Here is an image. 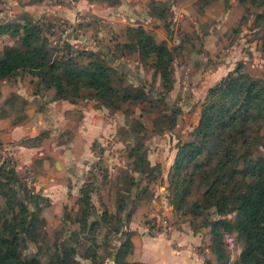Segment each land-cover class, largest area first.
Here are the masks:
<instances>
[{"label": "rangeland", "instance_id": "obj_1", "mask_svg": "<svg viewBox=\"0 0 264 264\" xmlns=\"http://www.w3.org/2000/svg\"><path fill=\"white\" fill-rule=\"evenodd\" d=\"M17 1L0 0V59L11 50L35 52L43 78L61 90L29 70L0 82V236L13 229L21 258L39 264L119 263L131 250L130 222L140 206L155 233L186 239L192 262L196 255L201 264H260L264 0H139L164 21L160 49L136 27L122 44L116 24L93 40L116 42L99 53L86 48L85 36L97 35L86 34L85 18L39 24ZM23 19L26 43L17 27L3 28ZM156 54L164 55L161 65ZM90 61L106 78L80 74ZM223 79L230 84L209 103L208 90ZM183 145L190 146L176 163ZM247 207L258 211L252 241L235 229ZM226 234L236 237L232 250Z\"/></svg>", "mask_w": 264, "mask_h": 264}, {"label": "crops", "instance_id": "obj_2", "mask_svg": "<svg viewBox=\"0 0 264 264\" xmlns=\"http://www.w3.org/2000/svg\"><path fill=\"white\" fill-rule=\"evenodd\" d=\"M159 2L161 0H151ZM139 0H120L122 6L115 4H109L106 0H77L75 5L68 4H52L50 0H18L20 12L27 18L37 17V21L41 24L43 21L59 22L68 21L72 23L75 18H85V25L87 27V35H97L96 37L85 36L86 48L94 49L99 53L103 51L104 46L115 44V41L109 42L108 40L93 42L94 39L102 38L105 27L115 26L120 24L119 39L122 44H127V33L132 32L134 28L141 27L147 34H149L156 44H160L166 41L167 33L164 25V21L160 18H156L152 13L144 10L139 4ZM16 3V2H15ZM137 6V12L133 7ZM119 8H118V7ZM91 19V21H89ZM120 20V21H119ZM119 21V23H117ZM19 23L23 24V20H19ZM2 24V23H1ZM94 29V30H93ZM115 27L113 31L114 34ZM88 49V48H87ZM127 57V56H126ZM120 59H125L122 54ZM137 63V62H135ZM5 81L0 80V82ZM13 91H16V87L13 85ZM4 119L0 117V128L4 123ZM163 170H169V167L162 168ZM140 206L137 207L130 222V229L134 232L131 238V250L126 254L124 258V264H201L196 262V255L193 262L187 259V249L184 246L185 240L179 235H171L167 237L163 233H155V229L148 223L141 221L142 210ZM151 215L144 217V220H149ZM143 220V219H142ZM193 238V244L196 239L200 243V239ZM192 242V241H190ZM190 244V243H189ZM194 246V245H193ZM197 260L199 258L197 257ZM115 264V263H106Z\"/></svg>", "mask_w": 264, "mask_h": 264}, {"label": "trees", "instance_id": "obj_3", "mask_svg": "<svg viewBox=\"0 0 264 264\" xmlns=\"http://www.w3.org/2000/svg\"><path fill=\"white\" fill-rule=\"evenodd\" d=\"M28 19V18H27ZM27 19H23V24L21 23H17V24H8L5 25V29H9V28H15L17 27L20 31H22L24 33V39H23V43H26L27 41V31H28V20ZM39 25H37L36 29H33L34 31L37 30V32L39 31L40 27H38ZM135 34H137L139 36V38H146V41H149V44H151V46L157 50L160 49V44H156L154 42V40L152 39V37H150L141 27L136 28V32ZM139 42H141V39H139ZM139 47V46H138ZM142 48H144V46H142ZM139 51L141 52V48H139ZM34 54H32L31 56L28 57L27 52H22V51H17V50H11L7 53V56H5L3 59H0V80L6 79L7 77L13 76L17 73L18 70H29L30 74H34L36 75L38 78L41 79V81L47 85L48 87H55V91L56 93H58L59 90H61V87L58 86L54 79L51 78V80L46 81L43 78V75L48 74L47 71L43 70V66H42V62L41 61H35V57H36V53L33 52ZM164 55H160V54H156L155 56V60H156V64L161 65L163 63L162 58ZM71 59V56L67 57V60ZM155 65V64H154ZM96 65L94 63H92V61H90L87 64V68H85V72L81 71L80 74L85 73L86 76L91 78V82H94V80H97L98 78H106V76L103 74V72L101 73H97L95 71ZM100 68V66H99ZM97 70H101V69H97ZM241 70V65L237 66V68L234 70L235 73L239 74ZM32 71H34L35 73H32ZM229 77H232V72H229L227 74V79ZM241 77V76H240ZM230 83H226V80H221L215 87H212L208 90V95H209V103L211 102V99L216 96L218 93H222L226 90L227 86ZM211 107V106H210ZM209 107V109H211ZM206 114H203L200 118V121L198 123V128H202L203 125L206 122ZM190 145H183L182 149L179 148L178 151L175 154L174 160H179L180 157L184 154L182 153L183 148H187ZM176 160V163H177ZM3 166V164L1 165ZM0 166V168H2ZM8 172L10 174L14 173L13 169H8ZM4 187L5 185H1L0 184V195H6V193L4 192ZM218 204V203H217ZM249 212H250V208L247 207L246 208ZM254 215H258V211L257 209L250 212V214L247 215L246 219H239V222H237V224L235 225V229L238 230V232H240L241 234H244V236H246L247 241H252L253 238H258L255 237L254 234H252L253 231V226H252V222H253V217ZM249 219V223L247 222ZM251 222V223H250ZM250 224V225H249ZM3 225H6L7 227H9L11 225L10 222H7L4 220ZM264 235V231L263 234H261L260 237L263 238ZM16 233L13 231V229H11L7 235L3 234L0 236V264H39V261L36 259H23L21 258L20 254L18 253V251L15 249V244H16ZM123 245H121V248ZM131 246V244H130ZM130 252V251H129ZM126 255L122 256L121 255V260L118 263L117 259L115 260V264H124V258ZM255 263H260V264H264V257L263 259H258L256 260Z\"/></svg>", "mask_w": 264, "mask_h": 264}, {"label": "built area", "instance_id": "obj_4", "mask_svg": "<svg viewBox=\"0 0 264 264\" xmlns=\"http://www.w3.org/2000/svg\"><path fill=\"white\" fill-rule=\"evenodd\" d=\"M89 21H91V19H89ZM64 30H65V27H64ZM64 33H67V31L65 30ZM224 244L227 250H232L234 246L236 245V237L232 234L224 235Z\"/></svg>", "mask_w": 264, "mask_h": 264}]
</instances>
